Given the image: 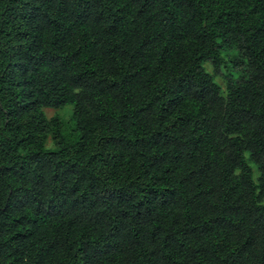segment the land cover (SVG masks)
I'll use <instances>...</instances> for the list:
<instances>
[{
	"label": "trees",
	"instance_id": "1",
	"mask_svg": "<svg viewBox=\"0 0 264 264\" xmlns=\"http://www.w3.org/2000/svg\"><path fill=\"white\" fill-rule=\"evenodd\" d=\"M0 264H264V0H0Z\"/></svg>",
	"mask_w": 264,
	"mask_h": 264
},
{
	"label": "rangeland",
	"instance_id": "2",
	"mask_svg": "<svg viewBox=\"0 0 264 264\" xmlns=\"http://www.w3.org/2000/svg\"><path fill=\"white\" fill-rule=\"evenodd\" d=\"M202 65H203L204 70H206L208 72H211L212 67H211L210 63H208L206 61V62H203ZM230 71H231L233 77L236 78L237 75H238V71H234L232 69H230ZM220 72L221 73L217 72L215 74V80L223 88L225 70L224 69H220ZM43 112H44L46 118H50L52 116H56V117H58L60 119V121H61V130H62V132L65 135H67L70 132V127H71V120H70L71 105H65V106L59 107V108H43ZM45 146L46 147H51L52 146V143H51L49 138L46 139ZM252 169H253V176L255 177L256 176V169H255L254 166H252Z\"/></svg>",
	"mask_w": 264,
	"mask_h": 264
}]
</instances>
